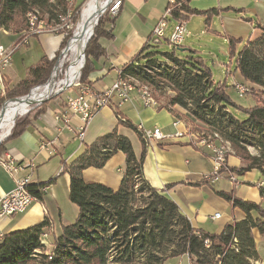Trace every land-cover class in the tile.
I'll return each mask as SVG.
<instances>
[{
    "label": "trees",
    "instance_id": "trees-1",
    "mask_svg": "<svg viewBox=\"0 0 264 264\" xmlns=\"http://www.w3.org/2000/svg\"><path fill=\"white\" fill-rule=\"evenodd\" d=\"M176 2L182 6L172 13L175 20L187 22L190 14H203L210 20V15L215 12L193 11L188 5L190 0ZM80 9L78 0L71 6L66 0H0V28L17 34L27 30L29 13H38L39 20L56 24L59 16L70 11L71 19L74 15L76 23ZM112 23L113 19L102 17L97 34L87 46L86 67L81 78L84 85H91L88 79L95 71L94 60L106 54L99 39L111 38L102 27ZM257 28L263 32L261 37L248 41L238 52L236 47L242 41L230 38L231 57L237 60L236 73L242 80V83L235 84L247 89L246 96L253 95L255 88L261 94L256 106L245 110L244 119L238 118L234 111V108L237 111L242 109L231 98L235 86L216 83L196 51L189 50L184 57H177L175 52L163 54L164 61L153 50L163 40L151 37L141 54L121 71L125 77L151 89L159 102L158 110L172 112L175 107L185 110L189 118L207 128L206 132L218 134L228 142L242 162L241 168L228 171L244 175L256 170L264 177V27ZM71 37L72 31H69L61 49ZM53 68L54 62L42 59L39 65L31 68L29 78L19 82L7 94V99L26 96L32 88L46 84ZM165 90H170L173 95L167 96ZM40 107L18 118L14 129ZM119 125L128 126L141 137L130 122L119 121ZM146 147L144 144L141 156L137 157L130 140L118 134L117 129L87 146L81 156L65 167L71 178L70 201L79 209L76 222L64 227L58 237L50 239L51 251L47 250L42 239L50 232L48 220L6 235L0 245V264H165L173 258H187L189 264H259L260 255L253 232L258 231L264 238L262 205L243 201L234 193L219 191L218 196L243 211L245 219L228 224L220 234L197 230L164 191L153 188L145 180ZM249 147H253L257 155H252ZM119 152L126 156V170L118 190L84 181L83 171L104 168L107 161ZM44 187L43 184L33 185L29 191L37 200H42L40 191ZM260 193L264 199V188H260Z\"/></svg>",
    "mask_w": 264,
    "mask_h": 264
},
{
    "label": "crops",
    "instance_id": "crops-1",
    "mask_svg": "<svg viewBox=\"0 0 264 264\" xmlns=\"http://www.w3.org/2000/svg\"><path fill=\"white\" fill-rule=\"evenodd\" d=\"M169 4L170 0H122L119 15L107 29L111 38L99 39L106 54L94 60L95 71L88 79L95 89L105 90L112 87L119 71L133 61L150 42L153 31L163 19ZM188 5L191 10L200 13L210 10L215 12L210 15V20L203 14L189 15L187 29L194 21L200 23L205 19L208 22L204 25L201 23L198 30L188 29L189 40L181 48L184 52L193 49L190 41L196 33L206 35L216 32L217 19L221 21L224 34L229 39H243L236 47V52L248 41H254L263 34L257 27H264V0H190ZM215 15L218 17L212 22ZM245 17H251V20ZM23 37L24 31L17 34L0 29V44L7 49H13ZM63 39L61 33L35 35L14 52L11 66L3 73L2 81L0 80V105L15 99H7L6 96L19 82L29 78L31 68L39 65L42 59L51 61L61 50ZM225 66L226 75L233 81L232 85L235 80H241L236 73V67L231 64ZM113 75L112 81L107 82ZM225 81L228 82L227 79ZM117 104V99H113L112 105L93 119L82 141L67 130H60L64 124L57 123L55 119L56 115L65 111L63 96L40 105L35 113L23 119V123L12 130L10 137L0 145V200L15 189L17 180L30 174L32 186L43 184L45 187L40 191L42 200H37L27 212L0 221L5 235L35 227L48 220L51 223L49 241L53 236L58 237L64 227L76 222L79 209L70 201L71 178L65 167L71 165L85 152L87 146L94 144L99 138L117 129L118 134L130 140L136 156H141L145 143L135 130L119 125L118 114L137 129L159 128L165 135L175 133L173 123L177 119L192 126L183 117L185 110L175 107L169 112L166 109L144 107L136 93L132 94L128 103L116 110L114 107ZM43 144L48 148L41 149ZM146 148L143 164L145 180L153 188L164 191L165 196L173 200L181 213L190 220L193 228L210 234H220L228 224L245 219L243 211L233 208L229 202L218 196L219 191L234 193L243 201L261 204L264 209V199L260 193V188H264V177L259 171L254 170L244 175L225 171L217 182L206 183L203 178L214 172L210 153L193 142L189 136L156 142ZM1 161H11L23 166L33 163L35 168L10 174ZM241 166V160L231 150L228 170L239 169ZM125 170L126 156L119 152L107 161L104 168L83 171V179L87 183H99L118 190ZM71 209L74 210L72 216ZM215 215H220V218L214 220ZM253 233L258 250V245L264 243V238L256 230Z\"/></svg>",
    "mask_w": 264,
    "mask_h": 264
},
{
    "label": "built area",
    "instance_id": "built-area-1",
    "mask_svg": "<svg viewBox=\"0 0 264 264\" xmlns=\"http://www.w3.org/2000/svg\"><path fill=\"white\" fill-rule=\"evenodd\" d=\"M71 6L75 0H66ZM122 0L118 1L110 11L111 19H115L121 9ZM182 6L181 3H177L176 0H170L169 7L159 23L154 29L152 38L158 40H167L170 46L174 48H182L185 41L190 37V32L187 29L186 22L175 20L172 17V13ZM38 13L30 14L27 16V25L29 28L24 31V37L14 46L13 49H7L0 44V80L3 79V73L11 66L12 56L14 52L24 44H27L29 38L35 35L44 33H61L64 38L68 37V32L71 31V16L69 11L66 15L58 17L59 22L56 24H48L43 20H39ZM174 20V32L170 38H166V29L168 28L169 21ZM2 29V28H0ZM71 38L68 41L66 47L61 49L52 58L54 62V68L52 70L50 80L58 70L59 80L62 82L67 79L68 70L71 66L69 47ZM85 64V57H84ZM85 67V66H84ZM83 67V68H84ZM82 68V69H83ZM75 78L70 85H59L57 92L52 95L51 98L64 97L65 111L59 115H56L55 119L57 123H63V128L60 130H67L74 134L76 138L82 141L85 137L86 129L93 121V119L105 108L112 105V100L117 99L118 104L114 108L123 106L131 100L132 94L136 93L142 101L144 107L158 109L160 107L159 102L155 99L151 89L147 85L140 84L138 81L132 78H127L122 75V71H119V76L114 80L112 87L105 90H97L92 85H84L81 82V72ZM63 77V78H62ZM49 80V81H50ZM48 81V82H49ZM47 82V83H48ZM46 83V84H47ZM44 84V85H46ZM42 85V86H44ZM237 93L244 97L247 95V89L243 85L233 84ZM49 98V99H51ZM11 103H16L11 100L5 101L0 105V145L5 142L11 135L12 130L15 127L16 120L22 116H19L13 123L7 125V113ZM34 109V108H33ZM114 109V110H115ZM119 121H125L120 114L117 115ZM175 133L171 135H165L161 129L156 128L153 130H146L143 127L138 128V132L141 134V139L147 147L156 142L164 140L180 139L189 136L193 142H196L200 147H204L210 153L211 160L213 162V171L211 174L206 175L203 180L207 183L217 182L224 174V171H228V156L231 152V146L225 142L218 134H211L202 129H194L193 126L181 120H175L173 123ZM47 145L43 144L41 149H47ZM2 162V161H1ZM2 165L10 174H16L23 172L26 169L33 170L35 164L31 163L27 166L21 164L16 165L11 161H3ZM32 186V175H27L20 180H17L15 189L9 192L0 200V221L4 218H10L23 214L37 201V199L30 193L29 188ZM220 215H215L214 220L219 219ZM5 233L0 227V245L5 240ZM49 234L42 236L43 243L48 244Z\"/></svg>",
    "mask_w": 264,
    "mask_h": 264
},
{
    "label": "rangeland",
    "instance_id": "rangeland-1",
    "mask_svg": "<svg viewBox=\"0 0 264 264\" xmlns=\"http://www.w3.org/2000/svg\"><path fill=\"white\" fill-rule=\"evenodd\" d=\"M91 1H93V0H78V4H81V9H80L81 12H79L80 13L79 19L77 20L76 23L73 20L74 19V15H73V17L71 19L72 37L74 36L75 31L78 29L79 22H80V20L82 18L83 12L85 11L86 7L88 6V4ZM118 1H120V0H114L110 4L109 8L106 10V12L104 13V15L102 17H108L109 19H111V17H110L111 8ZM217 17H218V15H215L211 21L213 22V20L215 18H217ZM245 19H248V20L250 19L251 20V17H245ZM206 21L207 20H205V19L202 22H200V23L197 22V21H194L188 27V29L189 30H192V29L193 30H198L199 28H201V23L204 25V24H206ZM98 23H97V25H96V27H95V29L93 31V37L95 36V33L98 30V27H99ZM172 23H170V27L166 30V33H165L166 34V38H170L171 35L174 32V26L175 25H174V23L173 24ZM109 26L110 25H106V26L102 27V29H106L107 30L109 28ZM215 30H216V32L209 33V34H206V35L205 34L203 35L201 33H196V35L193 36L192 41H190V43H193V46L191 47L193 49H191V50L196 51L202 57L203 62L210 69L211 74H212V78H213V80L216 83H224V82H226L227 84L230 83L232 85L233 81L230 78H228V76L226 75L227 72L225 70V67H226L225 65L228 66V65L231 64V66L235 68L237 60H236V58L233 60V58L231 57L232 47L230 45V39L224 34V30L222 28V23L218 19H217V24H216ZM193 34H194V32H193ZM187 40H189V39H187ZM236 40H241L243 42V39H236ZM86 50H87V47H86ZM86 50L84 52V54H85V64H84V66L86 65ZM153 50H155V52H158L160 54L158 57L161 60H164V61H165V55H163V54H172V53L175 52L177 57L186 56V52H183L181 50V48L178 49V50H175V48L173 46H170L168 44V42H166L165 39L163 40L162 44H160V46L158 48L153 49ZM141 52L138 53L137 57L141 54ZM223 64H224V66H223ZM83 69H82V72H83ZM82 72H81V75H82ZM113 77H114V75L109 77L107 82L112 81ZM225 79H227L228 82L225 81ZM234 83H242V80H240V79L238 81L235 80ZM231 85H229V86H231ZM165 91H166L167 96L173 95L170 92V90H165ZM260 97H261L260 90L257 89V88H255V91H254L253 95L244 96V97H241L237 93L236 89L234 88V90L231 92V98H232L233 102L236 103L237 106L242 108L241 111H237L234 108V111H236L235 114L238 115L237 117L240 118V119L246 118L245 110L256 106L257 98H260ZM52 99H54V98H51L50 100H47L46 102L51 101ZM183 117L187 121L191 122V124L193 126V130L194 129L195 130L196 129H198V130L202 129L203 131L207 130V128L205 126H203L202 124H200L198 122H194L191 118H189V115L187 113H185L183 115ZM249 152L252 155H254V156L257 155V151L253 147H249ZM73 214H74V210L71 209V216ZM50 241L51 240H49L48 244H47V246H48L47 250L48 251H51L50 248H49V247H51ZM258 252H259V255H260V259H261L259 264H264V243H259ZM165 264H189V261H188L187 258H173V259H169Z\"/></svg>",
    "mask_w": 264,
    "mask_h": 264
},
{
    "label": "bare ground",
    "instance_id": "bare-ground-1",
    "mask_svg": "<svg viewBox=\"0 0 264 264\" xmlns=\"http://www.w3.org/2000/svg\"><path fill=\"white\" fill-rule=\"evenodd\" d=\"M114 0H93L86 7L79 22L78 29L75 31L74 39L69 47L71 66L68 70V76L65 81L59 80L58 70L55 71L51 80L44 86L39 87L31 93L30 97L11 103L8 109L7 125H10L19 116L24 115L29 109L35 107L39 102L47 100L54 95L59 85H70L79 75L84 67V52L87 38L93 33L99 19Z\"/></svg>",
    "mask_w": 264,
    "mask_h": 264
},
{
    "label": "water",
    "instance_id": "water-1",
    "mask_svg": "<svg viewBox=\"0 0 264 264\" xmlns=\"http://www.w3.org/2000/svg\"><path fill=\"white\" fill-rule=\"evenodd\" d=\"M109 6H110V5H108L107 9L109 8ZM101 18H102V16L100 17V19H101ZM100 19H99V21H100ZM99 21H98V22H99ZM74 35H75V34H74ZM92 37H93V33L90 35L89 38H87L88 40H87V42H86L85 50H86V47H87V45H88V43L90 42V40H91ZM73 39H74V36L71 38V42H70V44L72 43V40H73ZM181 50H182V49H181ZM182 51H183V50H182ZM84 57H85V54H84ZM49 80H50V79H49ZM49 80H48V81H49ZM39 87H42V85H41V86H38V87H35V88H32V89L30 90V92H29L28 95L23 96V97H19V98H15V99H11V101H13V102H18V101H20V100H23V99H25V98H28V97H30V95H31V93L33 92V90H35V89H37V88H39ZM47 100H50V99H47ZM47 100H44V101H42V102H39V103H38L35 107H33V108L39 107L40 105L46 103ZM33 108L29 109L28 112H30L31 110H33Z\"/></svg>",
    "mask_w": 264,
    "mask_h": 264
}]
</instances>
